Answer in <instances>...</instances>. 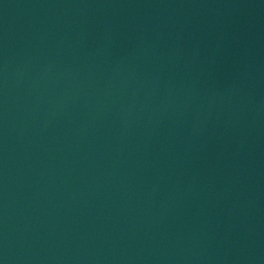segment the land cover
Returning a JSON list of instances; mask_svg holds the SVG:
<instances>
[{
	"label": "water",
	"instance_id": "95a60500",
	"mask_svg": "<svg viewBox=\"0 0 264 264\" xmlns=\"http://www.w3.org/2000/svg\"><path fill=\"white\" fill-rule=\"evenodd\" d=\"M0 264H264V0H0Z\"/></svg>",
	"mask_w": 264,
	"mask_h": 264
}]
</instances>
